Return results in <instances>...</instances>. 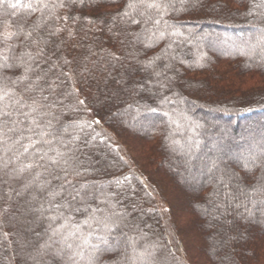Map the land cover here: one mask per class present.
Listing matches in <instances>:
<instances>
[{
  "label": "trees",
  "instance_id": "obj_1",
  "mask_svg": "<svg viewBox=\"0 0 264 264\" xmlns=\"http://www.w3.org/2000/svg\"><path fill=\"white\" fill-rule=\"evenodd\" d=\"M163 2L167 8L154 13L156 25L124 17L128 0L53 9L79 18L57 21L69 24L74 36L52 38V60L62 57L53 75L63 73L66 92L59 122L67 127L65 139L79 137L73 143L82 175L75 180L116 194L109 206L125 218L111 234L97 230L91 237L97 248L78 247L83 237L71 231L90 230V213L82 207L71 213L73 227L65 238L55 237L38 252L37 241L43 245L49 235L48 221L18 211L23 197L13 192L12 200L0 199V207L9 208L0 215V264H193L185 245L212 264H264V0ZM23 14L21 9L8 17L0 7V24H14ZM113 53L121 59L113 60ZM64 58L72 63L65 65ZM22 72L7 69L6 75L15 79ZM213 119L216 126L207 123ZM216 148L229 156L215 154ZM9 183L17 190L23 186ZM237 186L248 195L238 196ZM8 192L0 185V196ZM242 201L249 211L237 206ZM173 213L183 215L184 228L171 222ZM233 223L229 235L213 227Z\"/></svg>",
  "mask_w": 264,
  "mask_h": 264
},
{
  "label": "snow or ice",
  "instance_id": "obj_2",
  "mask_svg": "<svg viewBox=\"0 0 264 264\" xmlns=\"http://www.w3.org/2000/svg\"><path fill=\"white\" fill-rule=\"evenodd\" d=\"M84 3L85 0H28V3H23V0L14 3L0 0L5 16H16L21 9L24 12L14 24L7 21L0 24V185L10 189L0 199L6 196L12 200L11 193L14 192L16 197H23V204L18 211L38 215L48 221L49 235L43 245L37 241L38 252L49 248V241L55 237L65 238V233L73 227L71 213L81 211L82 207L90 213L89 219L85 221L90 230L86 235L79 226L71 231L72 236L80 233L83 237L78 247L97 248V244L91 243V237L97 234V230L103 229L105 234H111L125 218V213L114 210L115 205L109 206V196L116 194H105L94 183L75 180L82 175V162L77 155L79 149L73 143L79 137L65 139L67 127L59 122L58 117L66 92L61 91L64 81L60 77L63 73L53 75V69L60 66L57 61L62 57L57 56V60H52L57 51L52 38L62 32H66L68 37L74 36L69 24L57 21L72 19L75 22L79 18L67 14L56 15L53 9L71 8ZM166 8L163 0H128L122 15L135 24L156 25L160 21L154 13L164 12ZM37 13L36 19L29 23L30 18ZM97 20L87 19V24L95 25ZM119 42L123 44V41ZM111 56L115 61L121 59L114 53ZM63 63L70 65L72 62L64 58ZM41 65L48 66L45 68ZM15 68L23 69L19 77L13 79L6 75L7 69ZM129 76H135L132 69H129ZM76 102L84 104L78 98ZM128 179L125 177V180ZM10 180L21 181L22 188H13ZM116 183L119 185L121 182L117 180ZM252 188L255 190V186ZM260 191L264 192V187ZM237 195L247 196L248 193L237 186ZM97 201L99 203L93 208L92 204ZM251 203L257 201L252 200ZM259 203L264 204V199ZM237 206L249 211L243 201ZM8 211V207H0V215ZM99 239L104 241V236ZM77 255L81 258L84 256L83 252Z\"/></svg>",
  "mask_w": 264,
  "mask_h": 264
},
{
  "label": "rangeland",
  "instance_id": "obj_3",
  "mask_svg": "<svg viewBox=\"0 0 264 264\" xmlns=\"http://www.w3.org/2000/svg\"><path fill=\"white\" fill-rule=\"evenodd\" d=\"M253 37L255 38V36L257 35L256 34V32H254L253 34ZM232 42V41H231ZM251 42V41H250ZM233 44L235 43L234 41L232 42ZM246 46V45H245ZM261 47L262 46H257V49H256V51H257V53H259V51L261 50ZM226 48H228V47H226L225 45H216V48L215 49H217V50H223V49H226ZM163 112H164V115L166 114V115H168L167 114V111H165V110H163ZM157 118H159V117H157ZM157 118H154L153 120H151V121H156L157 120ZM165 118H168V116H165ZM214 118V117H213ZM206 120V119H205ZM209 125H213V126H216V124H218V122L216 121V119H213V120H209L208 122H207ZM255 138L256 139H254L255 141H259L260 139V137H256L255 136ZM129 139V138H128ZM254 142V141H253ZM125 143H126V149H127V152H132V149H131V145H129L131 142L130 141H125ZM245 150L247 151V149H244V150H240L242 153L243 152H245ZM250 151V150H249ZM213 152L215 153V154H224V155H226V156H229V154L228 153H226V151L224 152L222 149H220V148H216V149H214L213 150ZM179 187V186H178ZM177 187V189L179 190V192H180V195H181V197L182 196H184V194H182V189H180V187L178 188ZM177 195H179V193L177 194ZM179 195V196H180ZM186 198H187V196H185ZM183 200L185 199L184 197L182 198ZM184 202H186V201H184ZM171 222L172 223H174L177 227H179V228H184V224H185V219L183 218V215L181 214V215H179V214H177V213H173V214H171ZM184 219V220H183ZM214 228H216V229H219V228H221V230L219 229V233L220 234H227V235H229V234H231V232L233 231V230H235L236 229V225L233 223L232 224V228H226V226L224 225H222V226H218V224L217 225H214L213 226ZM224 227V228H223ZM182 237V236H181ZM192 237V236H191ZM183 238V237H182ZM185 238H183V240H184ZM185 249L187 250V257H189V259L192 261V263L193 264H212L211 262H210V260L207 258H203V259H201V258H199L198 257V254H194L191 250H190V248L188 247V246H186L185 245ZM223 252H224V249L223 250H221V251H219L218 252V255L221 257L222 255H223ZM199 259H201V260H199Z\"/></svg>",
  "mask_w": 264,
  "mask_h": 264
}]
</instances>
